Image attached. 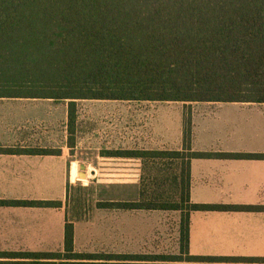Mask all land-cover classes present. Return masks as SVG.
Segmentation results:
<instances>
[{
    "label": "trees",
    "instance_id": "1",
    "mask_svg": "<svg viewBox=\"0 0 264 264\" xmlns=\"http://www.w3.org/2000/svg\"><path fill=\"white\" fill-rule=\"evenodd\" d=\"M0 96L67 101L72 149L82 100L264 104V0H0ZM192 132L189 113L181 149L104 151L142 160L139 200L107 205L181 211V250L189 264H264V257L189 254L191 212L264 211L191 201V161L210 156L192 150ZM217 156L264 159L263 153ZM73 233L66 224L63 252H0V264H113L75 252Z\"/></svg>",
    "mask_w": 264,
    "mask_h": 264
},
{
    "label": "crops",
    "instance_id": "2",
    "mask_svg": "<svg viewBox=\"0 0 264 264\" xmlns=\"http://www.w3.org/2000/svg\"><path fill=\"white\" fill-rule=\"evenodd\" d=\"M47 100L53 101L0 96V252H63L65 226L71 223L74 251L101 255L102 259L96 261L189 264L181 250V211L107 205L139 200L142 160L106 156L103 152L110 148L91 147L96 160L87 166L80 164L76 150L72 153L77 147L72 149L56 142L55 135L61 133L56 123L48 128ZM53 105L51 109L55 111ZM197 107L200 123L210 127L203 132L206 142L195 146V138L192 150L210 156L191 161V201L264 206V159L217 156L264 154V135L259 129L263 123L254 117L258 114L264 118V104L201 102ZM235 110L251 115L244 121L246 128L241 133L233 130L237 126L232 117ZM17 114L29 115L25 125L22 118L16 122ZM48 135L54 139L48 142ZM48 148L61 153L17 151ZM181 148L182 144L168 149ZM74 164L78 171L75 180ZM81 172L93 181L88 180L82 184L83 190H77ZM128 176L135 184L129 190ZM101 177L105 183L113 184L112 190H87L90 183L102 180ZM25 201H58L60 205L20 204ZM189 254L213 258L264 257V211L191 212ZM160 256L182 258L160 260Z\"/></svg>",
    "mask_w": 264,
    "mask_h": 264
},
{
    "label": "rangeland",
    "instance_id": "3",
    "mask_svg": "<svg viewBox=\"0 0 264 264\" xmlns=\"http://www.w3.org/2000/svg\"><path fill=\"white\" fill-rule=\"evenodd\" d=\"M46 102L48 128L54 127V123H56V127L61 129V133L55 135L57 137L56 142L61 141L60 143L67 145V101L47 100ZM106 102L102 103L98 100L78 101V130H76L75 145L77 148L74 147L72 153L76 150L75 157L84 166L92 163L93 159L96 160V153L90 149L91 147H107L114 150L118 148H174L180 146L182 144L181 132L183 131L184 116H188L189 113H192V133L193 142L196 138L195 146L200 145V142H206V135L203 132L210 126L200 123L198 103L185 105L175 102ZM50 103L56 105L55 111L52 110L54 105ZM235 113L236 115H232V117L235 119L237 126L233 127V130L237 132L240 130L241 133L246 128L244 121L251 115L240 114L237 110H235ZM26 117H29V115L19 116L17 114L16 122L18 123V120L22 118L23 125H25ZM254 117L263 123L259 129L264 135L263 116L256 114ZM54 118H56V122ZM225 118L232 120L228 116H225ZM223 128L219 127V129ZM235 137H241V135ZM49 139L52 141L54 138L48 135V142ZM223 141H225V138ZM128 163L130 162L128 161ZM128 168L134 169V166L128 165ZM74 171L76 172L74 173ZM89 174L91 178V173ZM72 177L74 180L78 177L76 164L72 168ZM101 179L95 183H90L87 190H112L113 184L105 183L103 177ZM127 179L126 184L128 185L126 186L129 190L135 184L129 181L131 179L129 176ZM88 180L87 176H79L77 185L79 189L77 190H83L82 184H87ZM92 181L89 180V182Z\"/></svg>",
    "mask_w": 264,
    "mask_h": 264
},
{
    "label": "water",
    "instance_id": "4",
    "mask_svg": "<svg viewBox=\"0 0 264 264\" xmlns=\"http://www.w3.org/2000/svg\"><path fill=\"white\" fill-rule=\"evenodd\" d=\"M81 176H85V173L84 172H81Z\"/></svg>",
    "mask_w": 264,
    "mask_h": 264
},
{
    "label": "bare ground",
    "instance_id": "5",
    "mask_svg": "<svg viewBox=\"0 0 264 264\" xmlns=\"http://www.w3.org/2000/svg\"><path fill=\"white\" fill-rule=\"evenodd\" d=\"M76 171H74V173H75Z\"/></svg>",
    "mask_w": 264,
    "mask_h": 264
}]
</instances>
